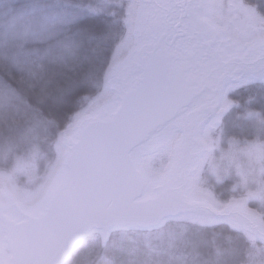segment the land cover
Here are the masks:
<instances>
[{
	"label": "snow or ice",
	"instance_id": "snow-or-ice-1",
	"mask_svg": "<svg viewBox=\"0 0 264 264\" xmlns=\"http://www.w3.org/2000/svg\"><path fill=\"white\" fill-rule=\"evenodd\" d=\"M68 38L102 75L93 106L131 132L147 178L206 206L203 239L215 244L242 219L239 198L218 201L203 169L238 166L264 184V0H89ZM83 91L77 80L65 99ZM243 219L264 236V216Z\"/></svg>",
	"mask_w": 264,
	"mask_h": 264
},
{
	"label": "rangeland",
	"instance_id": "rangeland-1",
	"mask_svg": "<svg viewBox=\"0 0 264 264\" xmlns=\"http://www.w3.org/2000/svg\"><path fill=\"white\" fill-rule=\"evenodd\" d=\"M88 2L0 0V69L11 75L15 83L13 86L0 78V206L4 214L15 220H20L19 209L34 214L45 210L51 191L66 171L68 142L76 137L84 119L104 113L93 106L104 87L102 75L83 68L79 53L67 48L68 33L78 18L79 8ZM47 73L66 82L64 94L72 90L77 80L95 89V95L63 129L28 100L29 96L43 94V76ZM142 174L145 196L154 194L160 184L147 178L143 171ZM202 180L218 201L236 197L237 209L252 220L259 222L264 216V184L243 177L238 166L205 168ZM245 200L251 201L255 209L239 207ZM218 207L220 212L225 211L224 206ZM205 217L183 215L168 221L208 227ZM225 225L264 247V236L250 224L235 220ZM1 259L9 260L10 251L0 228Z\"/></svg>",
	"mask_w": 264,
	"mask_h": 264
},
{
	"label": "water",
	"instance_id": "water-1",
	"mask_svg": "<svg viewBox=\"0 0 264 264\" xmlns=\"http://www.w3.org/2000/svg\"><path fill=\"white\" fill-rule=\"evenodd\" d=\"M130 137L105 113L84 119L68 142L66 171L45 210L19 209L20 220H15L0 206V228L10 251V259L0 264H65L96 231L106 238L116 229L153 230L183 215L206 216L205 205L188 202L173 185H160L145 196L146 181L132 158ZM237 210L238 222L252 220Z\"/></svg>",
	"mask_w": 264,
	"mask_h": 264
},
{
	"label": "trees",
	"instance_id": "trees-1",
	"mask_svg": "<svg viewBox=\"0 0 264 264\" xmlns=\"http://www.w3.org/2000/svg\"><path fill=\"white\" fill-rule=\"evenodd\" d=\"M60 1V0H58ZM0 78L15 86L12 76L0 69ZM44 92L34 99L32 106L60 129L66 127L72 116L95 95V89L85 91L74 99H65L66 82L52 74L43 76ZM208 227L168 221L164 227L153 230L116 229L104 237L96 231L79 245L65 264H264V247L252 243L244 234L222 225L213 235L215 244L203 237Z\"/></svg>",
	"mask_w": 264,
	"mask_h": 264
}]
</instances>
